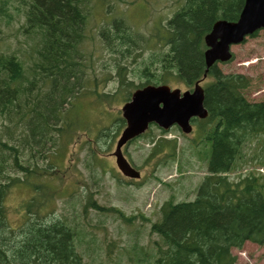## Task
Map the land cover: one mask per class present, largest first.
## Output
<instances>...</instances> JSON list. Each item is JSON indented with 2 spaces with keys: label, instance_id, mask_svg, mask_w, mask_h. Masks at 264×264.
<instances>
[{
  "label": "trees",
  "instance_id": "16d2710c",
  "mask_svg": "<svg viewBox=\"0 0 264 264\" xmlns=\"http://www.w3.org/2000/svg\"><path fill=\"white\" fill-rule=\"evenodd\" d=\"M243 1L181 0V6L161 22L163 32L155 27L156 33L144 41L143 35L130 34L122 20L114 19L113 28L103 27L99 37L105 51L120 57L118 61L112 58L119 83L130 89L144 83H172L173 78L198 80L205 70L203 35L218 18L236 20ZM83 2L29 0L20 28L31 38V50L25 51L22 62L13 54L0 55V116L14 120L13 126L6 125L0 133V264H84L74 246L78 232L69 224L28 218L55 193L50 179L58 171L50 163L44 165L41 158L46 160L59 147L65 148L66 136L75 129L68 109L63 111L60 105L75 96V87L81 84L77 69L82 64L79 59L86 56L78 48L84 37ZM153 38L150 50L146 42ZM146 49L149 53L142 56ZM126 56L134 61L141 57L138 72L146 78L144 83L137 85L126 78L122 62ZM208 75L213 79L205 87L208 119L213 122L207 130L211 141L208 173L195 197L178 202L170 198L162 204L160 220L150 227L159 237L154 241V264H234L233 250L241 249L244 242L264 244V174L256 168L257 174L228 175L244 161V143L264 133V101L244 97L249 78L242 74H226L213 65ZM45 84L49 90L40 98L35 92ZM87 90L98 98L107 97ZM61 115L63 127L57 125ZM60 138L66 140L62 145ZM91 152L96 158V152ZM22 183L32 186L39 197L23 205L28 221L14 228L5 198L11 186ZM86 204L97 205L91 197ZM98 209L103 207L98 205ZM145 257L140 249L135 254L140 263Z\"/></svg>",
  "mask_w": 264,
  "mask_h": 264
},
{
  "label": "rangeland",
  "instance_id": "374dc122",
  "mask_svg": "<svg viewBox=\"0 0 264 264\" xmlns=\"http://www.w3.org/2000/svg\"><path fill=\"white\" fill-rule=\"evenodd\" d=\"M28 1L0 0V51H14L21 60L26 59L23 53L31 50V38L20 28L24 26L25 3ZM107 2L114 6L110 14L105 5ZM178 4L181 0H84L82 4L86 21L84 37L78 48L86 56L79 59L82 64L77 69L81 84L76 85L75 96L68 97L60 105L63 111L68 109V118L75 124V129L69 137L66 136L67 141L59 139V144L66 141V146H61L57 151L58 157L53 160L60 169L59 177L51 181L52 185H56L57 195L48 201L43 210L52 208L55 216L65 217L76 227L78 234L74 238V246L84 264H137L134 258L139 249L154 252L156 235L150 234L149 230L151 223L159 217L160 206L170 198L175 202L192 199L195 185L202 181L203 173H206L211 144L205 132L198 127L183 137L178 129L162 132L152 125L147 135L131 141L124 153L141 170L143 177L139 180L126 179L111 156L122 129L118 120L121 117L120 108L135 87L128 89L119 83L118 68L113 65V59L118 61L120 57L104 50L99 30L105 22L124 17L127 24L142 33L144 41L150 34L156 33V28L163 32L161 21L164 22L179 7ZM2 6L5 11H1ZM105 26H111V23ZM154 40L146 42L150 50L154 48ZM231 51L232 60L218 63L219 68L224 73L246 75L250 79L249 86L244 90L246 98L264 100V28L233 45ZM148 53L146 49L142 56ZM140 58L136 56L134 61L133 57L126 56L122 59L126 64V78L137 85L146 79L138 72ZM28 64L29 61H25V66ZM171 82L181 90L187 88L176 78ZM87 89L113 96L111 100L101 99L96 94L87 93ZM48 90L49 85L45 84L35 94L41 98V93L45 94ZM55 97L58 102L59 96ZM35 99L31 97L32 101ZM13 121L0 117V133L4 132L6 125L13 126ZM63 124L64 117L61 115L57 125L63 127ZM174 145L175 148L169 151ZM90 149L99 150L102 156L94 159L88 155ZM173 151L174 156H168ZM243 152L244 161L229 173L231 178L250 172L257 174V167L264 171V133L245 142ZM62 177L65 181L61 180ZM34 195L32 187L27 184L10 187L5 205L12 227L22 224L23 212L20 209ZM89 195L101 206L117 207L127 216L135 218L125 221L115 213H102L86 207ZM233 254L237 257L234 264H264V244L247 241L241 249H234Z\"/></svg>",
  "mask_w": 264,
  "mask_h": 264
},
{
  "label": "water",
  "instance_id": "95a60500",
  "mask_svg": "<svg viewBox=\"0 0 264 264\" xmlns=\"http://www.w3.org/2000/svg\"><path fill=\"white\" fill-rule=\"evenodd\" d=\"M261 27H264V0H244L236 21L220 19L205 35V43L209 46L204 53L206 66H211L215 60H228L229 46ZM202 101L203 91L198 86L193 93L184 92L182 96L179 90H170L165 85L146 86L136 90L131 101L122 107L127 126L114 152L120 170L125 175H137L131 172L120 152V146L128 138L143 132L150 121H156L163 127L178 122L183 129L188 130L186 122L191 114L204 116L206 113Z\"/></svg>",
  "mask_w": 264,
  "mask_h": 264
}]
</instances>
